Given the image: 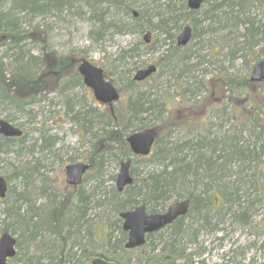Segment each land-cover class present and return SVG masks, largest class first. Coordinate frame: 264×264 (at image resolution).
<instances>
[{
	"label": "trees",
	"instance_id": "1",
	"mask_svg": "<svg viewBox=\"0 0 264 264\" xmlns=\"http://www.w3.org/2000/svg\"><path fill=\"white\" fill-rule=\"evenodd\" d=\"M57 1L58 7L62 8L69 7L74 0ZM81 1L90 8V11L94 9L98 14L95 18L96 28L93 27L97 36L96 41L103 39L107 36V32L113 29L130 28L140 34L151 29L157 32L156 43L160 41V37L164 36L163 42L174 44V48L171 49L174 51L172 60H176L173 69H177L176 64L179 62L182 64L176 75L177 80L180 81V88L189 87V80L185 81L183 78H188L186 73L192 71L189 65L191 53L188 50H181L175 43V35L182 29L184 22H191L194 29L193 38L198 36V27L206 22H210V25L222 23L224 30L230 27L245 26L244 39L237 47L238 50H241L243 46L241 51L247 48L246 51L253 52L264 36V24L253 17L252 19L246 17L252 4L250 0H219L199 12L189 10L187 0H179L182 3L179 9L169 1L166 4L168 9L166 8L164 13H156V15L148 12L141 4H137L140 3V0ZM252 1L253 3L260 2V0ZM11 2L7 11H0V31L4 30L5 19L11 20L12 25L10 31L6 30L5 39L1 44L7 39H13L14 28L18 20L22 18L19 17L21 14L26 18L30 15H43L51 11L50 0H11ZM1 5H5L2 0L0 7ZM137 6H139L138 16L134 17L132 11ZM159 16L161 19L155 23L154 20ZM143 46L148 49L151 47ZM9 48L16 51L14 55L10 56L13 57L15 70L6 76L0 68V108L11 106L16 110L25 111L27 104L35 102L38 93L40 95L42 92V90L38 92L34 90L43 86L45 79L50 78L51 74L57 75L59 91L66 105L65 116L77 125L82 141L87 137L94 139L90 147L88 162L95 169V175L92 174V177L94 176L98 181L97 189L103 187L106 181L102 180V177L108 158H113L114 162L119 164L124 157L133 156L126 143V137L131 132L149 129L156 133L154 153L149 157L134 156V163L156 160L154 162L160 167L156 171L150 172L145 178L135 179L134 183L127 187L123 193H118L114 187L109 193L105 192V199L101 203L109 208L111 217H106V221L95 227L87 217L89 203L82 191L76 192L75 202L60 201L56 194L51 193L48 183L34 188L33 180L39 172L36 162L39 160L32 163L31 159V161L15 165L2 157V154H9L13 147H16L18 155H23L26 152L34 153L36 148H39L40 157L42 154L44 156L53 154L54 158H58L60 150L57 149L59 142L57 136L47 135V132L42 133L39 141L36 140L32 144L34 149L24 151L23 148L27 144L26 133L19 138H6L0 135V165L7 164L10 167V172L6 175L9 191L4 199H0V204L3 206L0 214L1 233L11 232L13 235H17L19 245H24V247H19H22V250H20V257L16 259L18 262L21 264H81L78 259L84 257L86 258L85 264H90L92 257L102 254L119 264L117 258L110 257L111 254L104 248L109 246L116 251L130 253L123 247L126 234L122 231L119 213L141 203H145L151 212H158L162 211L172 199L188 198L191 201V208L184 218L192 220L191 226L200 222L211 226L213 220L221 222L222 218L230 213L232 216L236 215L241 223L248 222L250 203L254 201L241 202L240 199L249 195L248 189L243 190L244 185L253 186L257 182V180L255 181V169L252 170L251 175L248 174V170L251 168L249 164L258 163L260 161L259 151L264 150V110H262L261 100L257 98L258 93L253 89V84L248 77L237 79L225 73L198 84L197 89L213 90L215 93L221 94L223 99L226 98L228 92H234L237 88L245 90L243 99L245 105L252 106L258 113L254 120L248 119L232 133L225 130L222 135L215 136L211 133L210 124L204 125L203 121L201 124L198 120H193V117L180 122L179 120L182 118L179 116L182 112V115L187 117L190 108L202 106L205 110L201 113L207 111L208 117L211 119L214 116L217 103L210 100L204 105L200 101L201 97L198 101L191 103V98L197 97L198 94L191 93L189 97L187 91L180 93L176 91L175 95L167 96L151 85L150 88L144 90L145 83H137L132 79L131 71L137 67L125 68L126 70L119 72V80L125 79V85H122V88L126 92V98L121 111L114 114L99 106L88 105L83 100L84 97L71 92L72 88L82 84L76 72V74L66 73V69L71 65L67 59H53L49 56L43 59L40 56H32L31 60L38 65V74L33 75L26 68L27 62L21 54V45H11ZM171 50L169 49L167 52H171ZM238 50L234 49L233 52L236 53ZM137 51V47L128 50L127 55L120 59L123 60V65L135 58ZM258 61L260 60L257 59ZM0 62L2 65L3 60ZM240 101L242 102V100H237V103ZM190 103L192 106H188ZM260 119L262 120L260 121ZM248 121H252L254 124L248 126ZM176 128L183 131L182 139L175 143L169 142V140L164 141V136L169 137ZM244 132H248L249 137L254 139L252 143L244 140ZM260 140L262 144L258 148ZM104 142H108V144L104 146ZM116 147L117 149H114ZM70 160L73 161V158ZM234 169H237L238 172L234 173ZM132 173L136 174L133 169ZM250 176L254 178L253 182L247 181ZM115 179L116 175L114 174L111 176V180ZM17 180L21 181L20 186L12 184ZM45 195H47L46 202L37 204V201L44 198ZM36 196L37 198L34 199ZM184 218L178 219L169 227L171 232L164 248L169 252L167 255L169 257H164L161 264H173L169 258L173 259L171 256L176 253H183V250L178 246L186 234L180 235V228L184 227L181 224ZM114 226H117L118 236H114L111 230ZM183 229L185 230V227ZM173 235L181 237L174 236L172 238ZM154 236L149 235L148 239L152 240ZM86 237L89 244L101 245L102 249L100 251L93 249L89 254H85V250L81 249L78 256V253L73 251L74 245L81 244ZM56 240L59 243L55 248L49 246V242ZM26 242L30 243L29 247L26 246ZM48 248L51 252L48 251ZM54 252L55 255H51ZM128 255V263H130L131 257L130 254Z\"/></svg>",
	"mask_w": 264,
	"mask_h": 264
},
{
	"label": "rangeland",
	"instance_id": "2",
	"mask_svg": "<svg viewBox=\"0 0 264 264\" xmlns=\"http://www.w3.org/2000/svg\"><path fill=\"white\" fill-rule=\"evenodd\" d=\"M169 1L174 3L177 9L181 8L182 3L179 0H140V3L137 4H141L148 12L156 15V13H164L166 8L168 9L166 4ZM216 2H219V0H206L203 10ZM250 2L252 4L247 11L246 17L250 19L253 17L255 20L261 21V24H264V0H260L259 3H253L252 0ZM2 3L5 5H1L0 11H7L12 2L11 0H7V2L2 0ZM134 9L139 10V6ZM19 17L22 18L15 25L13 39H7L3 44H0V61L3 60L0 68L6 76H9L15 70L13 57L10 56L14 55L16 51L9 47L11 45H21L23 46L21 54L40 56L43 59L46 56L53 59H67L69 64H71L66 69L68 74L77 72L79 61L82 58H86L93 64L102 67L107 72V75H111L109 79L121 88L122 85H125V79H121L122 83L119 81V72L123 70L121 66L123 65V60L120 59L127 55L128 50L137 47V56L127 61L124 67L130 69L133 66L156 63L158 65L157 73L153 80L148 81L147 84H152L154 87L159 85L160 91L168 94L167 96L175 95L176 91L178 93L187 91L188 96L191 93L193 95L198 94L197 97L191 98V103L198 101L199 97H201L200 101L204 105L210 100L217 103L214 116L211 119H209L207 111L206 113H201L205 108L197 106L190 108L187 117L182 115L181 112L179 117L182 119L179 120L180 122L193 117V120H198L201 124L202 121L204 125L210 124L211 133L219 136L225 130H229V133H232L233 130H236L238 126L241 127L248 119L254 120L257 117L258 113L254 111V108L245 105V100H243L245 90L237 88L234 92H228L226 98L223 99L221 94L215 93L213 90L207 89L204 91L203 89H197L200 82H206L212 77L221 76L225 73L237 79L250 78L253 64L257 62V59L264 60V36H262L260 44L254 48L253 52L246 51L247 48L241 51L243 46L241 50L237 49L240 46L239 43L244 39L245 26L239 28L230 27L224 30L222 23L210 25V22H206L200 25L198 27V36L188 46L181 48L191 53L189 65L191 69L193 66V69L189 73L187 72L186 76H194L195 78L189 80V83H191L188 84L189 87L180 88V81L177 80L176 75L179 73V68L182 67V64L179 62L176 64L177 69H173V65L176 62V60H172L174 51L167 52V50L173 48L174 44L170 45L163 42L164 36L160 37V41L157 43L154 42L151 49H145L142 35L135 33L130 28L113 29L107 32V36L103 39L96 41L93 23L90 20L84 2L81 0H74L69 7L65 6L62 10L51 9L49 13L43 15L34 14L25 18L21 14ZM160 19L161 17L159 16L154 22L156 23ZM185 24H191V22H184L183 26ZM3 27V34H6V30L10 31L12 28L11 20L5 19ZM179 32L176 33L175 38ZM153 35L156 36L157 34ZM168 45H170L169 48ZM234 49L238 51L234 53ZM134 72V70L131 71L133 74ZM31 73L37 75L38 70H32ZM44 78H46V75H44ZM58 83V76L51 74V77H47L45 83L42 84L45 87L39 86L34 90L36 92L42 90L40 95L38 93V98L35 102L27 104L23 112L11 106L1 107L0 120L3 119L12 123L27 134V144L23 148L24 151H32L34 149L32 144L40 138L42 133L47 132V135L57 136L59 140L57 149L60 150L59 157L54 158L53 154L46 156L42 154L40 157L39 148H36L34 153L24 152L25 154L18 155L16 147H13L12 152L9 154H2V157H5L7 161L15 165L31 161V159L33 160L32 163H35V160H39L36 162L39 172L35 175V180H33L34 188H39L48 183L51 193L56 194L57 199L60 201L69 200L70 202H75L77 198L76 192L82 191L89 203L87 217L95 227H98L107 220L106 217H111L109 208L102 204L101 201L105 199V192L109 193L112 187H116V181L111 180V176L118 174L120 165L116 164L113 158L106 160L102 177V180L106 181L104 186L99 189L96 188L98 181H96L94 176L92 177V174L95 175L94 168L90 170L89 173L91 175L76 192L73 188L66 185L65 166L71 162L86 161L90 157V147L94 139L87 137L82 141L77 125L65 116L66 105L63 96L59 92ZM253 89L258 93L257 98L261 100L262 110H264V82L253 85ZM72 92L84 97L85 103L92 104L90 101V98H93L92 91L85 86L76 87ZM122 94L120 102L114 104L112 110L107 108L108 112L116 114L121 111L124 106L123 102L126 98V92L123 91ZM237 100H242V102L237 103ZM191 103L188 106H192ZM248 123V126L254 124L252 121H248ZM181 136H183V131L176 128L173 134L167 138L164 136L163 140L175 143L182 139ZM243 138L248 143H252L254 140L249 137L248 132H244ZM110 142L112 141L110 140ZM107 144L108 142L103 143L104 146ZM258 144L257 147L260 148L262 141L260 140ZM114 149H117V147ZM262 152L259 151L260 161L258 163L252 162L249 164L251 168L248 170V174L251 175L252 170L255 169V181L257 180V182L253 186L244 185L243 190L245 188L248 189L249 195L240 199L241 202L254 201L250 203L251 210L248 222L245 224L241 223L236 218V215L232 216V213L226 214L221 222L213 220L211 226L202 222L191 226L192 220L190 218L183 219L181 224L185 227L184 233L186 234L184 235L183 233L184 236L178 246L183 250V253L172 255L173 259L169 258V261L173 264L264 263V150ZM70 158H73L74 161L70 162ZM154 161L156 160H150L149 162L140 161V163L132 164L133 171L136 173L133 176L137 179L145 178L150 172L159 169V165ZM9 168L7 164H1L0 176L6 177L10 172ZM233 171L234 173L238 172L237 169ZM251 177H246L248 182L254 181V178ZM12 184L20 186L21 181H13ZM46 200L47 195L38 200L37 204H42ZM233 208L235 209V206ZM2 209L3 206L0 204V214ZM1 225L2 222L0 221V234ZM111 230L114 236L119 235L117 226H114ZM170 232L171 229L160 231L154 240L149 241L148 247L136 250L130 255V263H128L129 255L120 251L113 253L109 246L104 249L108 252L111 251V254L119 260L120 264H160L164 257H169L167 256L169 252L164 248ZM174 236L179 238L182 235H173L172 238ZM55 243H59V241L56 240ZM99 248L100 245L98 244H89V240L86 237L81 244L77 243L74 245L73 251H76L79 256L81 249L85 250V254H89L93 249ZM78 260L81 264L86 262L84 257Z\"/></svg>",
	"mask_w": 264,
	"mask_h": 264
},
{
	"label": "water",
	"instance_id": "3",
	"mask_svg": "<svg viewBox=\"0 0 264 264\" xmlns=\"http://www.w3.org/2000/svg\"><path fill=\"white\" fill-rule=\"evenodd\" d=\"M203 0H188V6L191 10H199ZM136 15V13H135ZM192 36V28L186 26L178 36V44L186 45ZM0 36V41H1ZM146 43L151 40V34L144 36ZM156 71L155 65H149L145 69L138 70L134 76L136 81H143ZM79 72L83 76L86 86L93 90L97 101L103 104L116 102L120 94L115 85L106 80L103 70L92 65L87 60H83L79 66ZM253 82L264 81V61L259 62L253 69L250 77ZM22 130L13 126L11 123L0 120V134L5 137H18L22 135ZM155 136L151 131L136 132L127 137V142L136 155L147 156L154 144ZM131 161H122L120 171L117 176L116 186L121 192L124 188L133 183L130 174ZM89 169L85 163H74L66 166V182L69 185L77 186L81 183L83 175ZM7 191V183L4 177H0V196L4 197ZM189 200L174 202L165 213L148 214L145 205H140L135 209L122 212L120 214L123 220L122 228L128 233V239L125 247L128 249L140 247L145 244V236L154 233L164 226L172 223L179 216H184L189 210ZM16 240L10 233H4L0 237V264H8V259L15 255ZM91 264H114L102 258H95Z\"/></svg>",
	"mask_w": 264,
	"mask_h": 264
},
{
	"label": "bare ground",
	"instance_id": "4",
	"mask_svg": "<svg viewBox=\"0 0 264 264\" xmlns=\"http://www.w3.org/2000/svg\"><path fill=\"white\" fill-rule=\"evenodd\" d=\"M51 1V9H55V10H62L64 7H58V5H57V3H58V1L57 0H50ZM86 8H87V10H88V13H89V17H90V20L92 21V23H93V27L95 26V28H96V22H95V18L98 16V14L95 12V10L94 9H92L91 11H90V8H88L86 5H84ZM56 8H59V9H56ZM132 13H134V10L132 11ZM134 16V15H133ZM98 26V25H97ZM152 29H154L153 27H151ZM156 30V29H155ZM137 33V32H136ZM147 33H150V34H155V33H157V32H155V31H153V30H151V29H148V30H146V31H144L143 33H138V34H140V35H142V39H144V36L147 34ZM97 37V36H96ZM22 48H23V46H21V50H22ZM20 50V51H21ZM23 57H24V60H26V68H27V70H29L30 72H32V70H38V65L34 62V61H32L31 60V57H32V55H28V54H26V53H24L23 54ZM30 68H31V70H30ZM192 69H193V66H192ZM191 69V70H192ZM195 77L193 76V77H191V76H188V78L187 77H185V78H183L185 81H187V80H193ZM189 82V81H188ZM191 84V83H190ZM77 87H79L78 85H77ZM197 88H198V86H197ZM166 207V209H168V205L167 206H165ZM184 227H181L180 228V231H181V234L180 235H182L183 233H184V229H183ZM70 239H72V237L70 236ZM113 251L114 252H116V250L115 249H113Z\"/></svg>",
	"mask_w": 264,
	"mask_h": 264
}]
</instances>
